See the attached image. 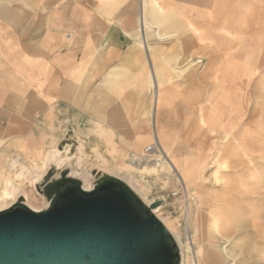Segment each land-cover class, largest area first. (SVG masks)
I'll list each match as a JSON object with an SVG mask.
<instances>
[{
    "label": "crops",
    "instance_id": "crops-1",
    "mask_svg": "<svg viewBox=\"0 0 264 264\" xmlns=\"http://www.w3.org/2000/svg\"><path fill=\"white\" fill-rule=\"evenodd\" d=\"M174 30L195 33L181 34L190 46L170 54L158 41ZM179 56L201 59L184 67ZM185 72L213 90L204 101L208 117L198 121L236 126L244 113L235 89L264 73V0H0V160L32 138L52 143L67 130L104 152L154 138L162 146L176 128L190 136L188 90H176L186 81L173 79ZM243 143L264 153L262 135ZM174 158L188 179L201 178L207 155ZM218 162L219 155L216 173L225 166Z\"/></svg>",
    "mask_w": 264,
    "mask_h": 264
},
{
    "label": "rangeland",
    "instance_id": "rangeland-1",
    "mask_svg": "<svg viewBox=\"0 0 264 264\" xmlns=\"http://www.w3.org/2000/svg\"><path fill=\"white\" fill-rule=\"evenodd\" d=\"M157 26L160 29H172L162 24H155L154 27ZM146 31L149 35L152 28L146 27ZM189 31L195 33L194 30H174L169 39L158 41V46L170 54H176L190 46L189 41L179 39L181 34H189ZM165 59L166 57L160 58L166 62ZM175 59L176 64L185 63L186 67L192 60L201 58L179 56ZM194 75L196 79L197 73H176L173 78L177 82L186 81L176 90H188L186 93L191 102V121L188 125L190 124L194 134L183 137L182 130L176 128L172 131L173 136L162 138V149L169 158L175 159L178 156L181 161H195L197 156L207 155L201 178L188 179L184 176L183 169L172 160L180 177L168 165L162 172L152 166H145L140 171L129 161L130 154L143 152V148L152 142L151 139L140 148H112L104 152L100 147L86 144L81 137L73 136L68 130L64 136L52 143L38 144L32 138L30 146L21 147L20 152L7 154L0 160V171L6 172L5 178L9 172V163L13 158H18L31 168L36 164L43 165V176L51 164H54L48 159V154L60 151L62 161L58 166L54 165L52 179L60 178V173L65 171L68 176L80 177V183L89 188L104 175L129 177L134 189L146 203L161 200L154 214L166 226L168 224L173 236L175 234L178 237L179 264H264V153L248 152L243 143L246 135L251 133L255 137L264 136V73H256L245 88L235 89L236 97L242 104L241 112L244 114L233 127L224 124L221 127L213 126L208 121H198L199 118L208 117L204 101L213 90L204 88L202 83H194ZM224 84L226 83L223 86ZM225 89L220 88V91ZM146 115L149 117V108ZM243 151H247L253 162L257 163L255 169H249L250 164ZM217 155L220 156L218 164L223 162L226 167L216 173L213 158ZM177 177L185 182L184 186L189 195V223H186L187 195L182 190L179 196L171 194L175 187H181L182 183ZM22 185L27 205L36 210L46 206L47 196L37 190L35 183L24 180ZM0 200L2 208L4 201L1 194ZM215 219L216 233L213 230ZM247 231L252 234L248 236Z\"/></svg>",
    "mask_w": 264,
    "mask_h": 264
},
{
    "label": "water",
    "instance_id": "water-1",
    "mask_svg": "<svg viewBox=\"0 0 264 264\" xmlns=\"http://www.w3.org/2000/svg\"><path fill=\"white\" fill-rule=\"evenodd\" d=\"M54 169L35 183L44 208L19 197L0 210V264H179L177 241L152 211L161 200L146 204L118 176L85 189L65 171L52 179Z\"/></svg>",
    "mask_w": 264,
    "mask_h": 264
},
{
    "label": "bare ground",
    "instance_id": "bare-ground-1",
    "mask_svg": "<svg viewBox=\"0 0 264 264\" xmlns=\"http://www.w3.org/2000/svg\"><path fill=\"white\" fill-rule=\"evenodd\" d=\"M153 142H155L157 145H159L161 148L162 146L160 145L159 141L157 138H154ZM161 142V140H160ZM162 144V143H161ZM69 148V147H68ZM60 151H56L55 153H49L48 154V159H50L52 162H54V165H57L58 166V163H60L62 161V158L60 157ZM142 153V152H141ZM140 153V154H141ZM65 154V153H64ZM67 154V153H66ZM140 154H136V155H140ZM74 156V155H73ZM82 159V158H81ZM43 160V159H42ZM79 161V160H78ZM147 161H144V163L140 162L139 164H137L136 166H152L153 168H159V171H163L164 167L166 165H168L174 172L173 173H176L179 176V173L174 170V167L172 166L169 158L168 160L165 162H160L159 164H155V163H146ZM11 164L9 165L10 168H9V172H8V175L3 179V184L1 186V198L3 199L4 203L2 205V208L0 207V210L1 209H4V208H7L8 206H10L11 204H13L19 197H22L23 198V202L25 203V200H24V196L23 194L25 193L24 191V188L22 187V183L24 184V180H31V182L33 183H36L39 181L40 177L42 176V172H43V165H37L35 167H29L27 165H25L24 163L22 162H18L16 160L10 162ZM37 163V162H36ZM44 164V163H43ZM78 164V163H77ZM61 165V164H60ZM224 166V165H223ZM226 167V166H224ZM38 169V170H37ZM166 177V175H164ZM80 178V177H78ZM119 179H121L123 182H125L139 197L140 195L137 193V191L134 189L135 187L132 185L131 181H130V178L129 177H125V178H122L121 176H118ZM81 179V178H80ZM183 183V181H181ZM184 185V184H183ZM83 188L85 189H89L87 188L86 186H84L82 184ZM185 187V186H184ZM147 188V187H146ZM186 190V188H185ZM186 206H187V209H186V213H187V219H186V223H189V211H190V203H189V199H188V194H187V191H186ZM141 198V197H140ZM13 199V201L11 202V200ZM142 199V198H141ZM143 200V199H142ZM144 201V200H143ZM145 202V201H144ZM146 203V202H145ZM26 204V203H25ZM148 204V203H146ZM27 205V204H26ZM29 206V205H27ZM30 207V206H29ZM32 208V207H30ZM157 208V207H156ZM33 209V208H32ZM36 210V209H34ZM152 211L154 212L155 211V208L152 209ZM160 219V218H159ZM216 221V222H215ZM164 224V222H162ZM214 231L215 233L217 232V220L215 219L214 220ZM164 226L168 229V224L167 226L164 224ZM171 228V227H170ZM168 231L170 232V230L168 229ZM172 231V229H171ZM213 231V232H214ZM173 232V231H172ZM171 233V232H170ZM172 234V233H171ZM174 234V232H173ZM175 236V237H174ZM174 238L175 240L177 241L178 245H180L179 243V240H178V237L174 234ZM229 257V256H228ZM228 261V260H227ZM182 262V261H181ZM231 262V261H229ZM228 262V263H229Z\"/></svg>",
    "mask_w": 264,
    "mask_h": 264
},
{
    "label": "built area",
    "instance_id": "built-area-1",
    "mask_svg": "<svg viewBox=\"0 0 264 264\" xmlns=\"http://www.w3.org/2000/svg\"><path fill=\"white\" fill-rule=\"evenodd\" d=\"M167 160L168 157L164 150L153 141L143 148V152L140 155L130 154L129 159V161L134 165H137L143 161L155 163L157 165L160 162H166ZM180 190H182L183 194L186 195L185 187L181 184V187L177 186L171 191L172 196H179L181 194Z\"/></svg>",
    "mask_w": 264,
    "mask_h": 264
}]
</instances>
